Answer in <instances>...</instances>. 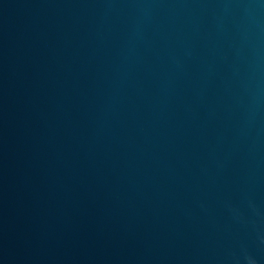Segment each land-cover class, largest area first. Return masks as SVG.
<instances>
[{
    "label": "water",
    "instance_id": "1",
    "mask_svg": "<svg viewBox=\"0 0 264 264\" xmlns=\"http://www.w3.org/2000/svg\"><path fill=\"white\" fill-rule=\"evenodd\" d=\"M0 264H264V0H0Z\"/></svg>",
    "mask_w": 264,
    "mask_h": 264
}]
</instances>
